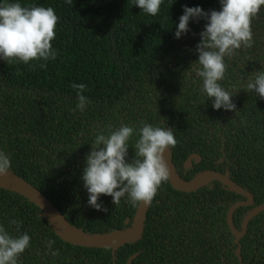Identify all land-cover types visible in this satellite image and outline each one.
Segmentation results:
<instances>
[{"label": "trees", "instance_id": "obj_1", "mask_svg": "<svg viewBox=\"0 0 264 264\" xmlns=\"http://www.w3.org/2000/svg\"><path fill=\"white\" fill-rule=\"evenodd\" d=\"M12 2L51 7L59 20L55 60L8 65L0 59V152L9 156L10 170L83 231L124 229L138 206L127 196L116 206L111 196L101 195L98 203L107 211L88 204L82 175L91 144L97 134L108 135L121 124L136 133L144 123L166 127L177 140L170 151L184 180L208 171L228 173L252 195V203L236 207L231 216L234 227L242 228L246 213L264 203V99L244 89L250 74L264 71V6L252 21V46L224 58L228 67L219 83L236 105L227 111L213 108L191 65L207 21L190 20L189 31L175 37L184 6L210 13L221 10L220 0H163L154 17L134 0H0V6ZM80 83L89 101L83 112L76 109L72 87ZM136 133L129 141V163ZM192 153L200 160L185 168ZM245 200L218 179L189 192L168 180L148 207L141 238L113 251L66 242L37 205L0 187V225L13 237L30 236L18 264H126L132 255L129 264H264V210L248 221L239 255L227 223L229 208Z\"/></svg>", "mask_w": 264, "mask_h": 264}, {"label": "clouds", "instance_id": "obj_2", "mask_svg": "<svg viewBox=\"0 0 264 264\" xmlns=\"http://www.w3.org/2000/svg\"><path fill=\"white\" fill-rule=\"evenodd\" d=\"M73 3V0H66ZM163 0H134L144 13L156 16ZM221 10L205 12L201 7L184 6L179 18L175 37L189 31L190 20L204 18L205 30L200 33L201 40L196 46L198 59L191 65L195 74L203 80V92L213 99V108L234 111L232 93L219 83L225 77L227 64L225 57H232L241 47L249 48L253 43L252 21L258 16L264 0H220ZM59 17L53 8L42 6H22L18 2L0 6V59L8 65L21 62L29 65L32 61L55 60L56 50L52 41L56 36ZM36 64L31 67L34 70ZM46 63H40L45 68ZM254 76V78H253ZM77 90L76 109L83 112L89 103L82 93L86 89L83 83L73 84ZM246 91L255 93L264 99V71L249 75ZM136 133L131 126L121 124L110 130L108 135L99 133L91 144L92 149L86 157L82 181L89 193L88 204L96 210L107 211L98 200L101 195L111 196L117 206L125 196L133 206L150 205L162 183L169 180V167L165 159L166 151L175 148L177 140L173 129L154 127L144 123L140 127L135 142V159L127 162L129 141ZM11 160L0 152V176L11 169ZM12 224L18 222L13 220ZM54 241L48 242L49 250ZM30 246V236L24 233L13 237L0 225V264H18L19 257ZM53 256L59 255L52 251Z\"/></svg>", "mask_w": 264, "mask_h": 264}, {"label": "water", "instance_id": "obj_3", "mask_svg": "<svg viewBox=\"0 0 264 264\" xmlns=\"http://www.w3.org/2000/svg\"><path fill=\"white\" fill-rule=\"evenodd\" d=\"M165 159L169 167V180L180 191H194L209 181L218 179L234 191L246 197L245 201L234 203L229 208L227 213V223L231 233L234 235L235 242L238 244L236 253L239 255V240L247 230L248 221L254 214L264 210V203L250 209L243 219L242 228L237 230L232 223L231 216L236 207L240 205H250L252 203L253 198L248 191L243 189L239 184L231 181L228 173H221L217 171H208L199 175L191 182H188L184 180L176 171L170 150L166 151ZM193 159L198 162L200 160V155L196 153L190 154L184 162V167L188 168ZM0 187L16 192L37 205L55 233L66 242L86 247H107L111 248L113 251L125 243L134 242L141 238L144 230L146 212L149 207V205H138L131 224L124 229L102 234L87 233L81 228L71 224L46 195L12 170H9L6 175L0 176ZM124 222L128 223V219H125ZM134 256L135 255L130 256L126 264H129Z\"/></svg>", "mask_w": 264, "mask_h": 264}]
</instances>
